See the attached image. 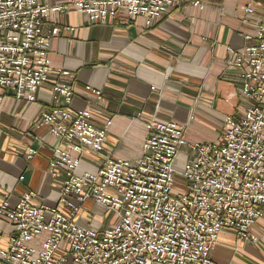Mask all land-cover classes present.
Here are the masks:
<instances>
[{
  "label": "built area",
  "instance_id": "1",
  "mask_svg": "<svg viewBox=\"0 0 264 264\" xmlns=\"http://www.w3.org/2000/svg\"><path fill=\"white\" fill-rule=\"evenodd\" d=\"M180 1L0 0V106L7 95L35 102L48 81L50 41L59 33L57 27L43 32L50 14L75 9L92 25L123 14L151 26ZM202 1L191 4L200 8ZM245 39L251 42L246 48L229 49L245 106L238 120L224 118L217 141L190 143L183 126L152 121L138 160L108 157L95 172H80L81 154L103 150L110 122L96 128L88 111H71L72 84L52 85V107L36 124L63 146L53 149L48 167L52 175L59 169L65 174L59 203L69 214L33 205L31 193L12 207L6 198L0 226L8 228L7 246L0 247V264H220L211 253L224 229L257 241L252 227L264 219V24ZM56 76L70 74L57 70ZM36 154L29 148L26 159ZM176 177L185 183L184 193L174 194ZM86 200L112 213L116 225L102 232L80 227L74 219Z\"/></svg>",
  "mask_w": 264,
  "mask_h": 264
},
{
  "label": "crops",
  "instance_id": "2",
  "mask_svg": "<svg viewBox=\"0 0 264 264\" xmlns=\"http://www.w3.org/2000/svg\"><path fill=\"white\" fill-rule=\"evenodd\" d=\"M72 1L76 0L49 3ZM193 1H180L151 26L143 17L127 19L123 14L92 25L75 9L48 16L44 34L59 29L50 41L48 81L35 102L7 95L0 106V206L7 198L12 207L31 193L33 205L69 214L59 203L65 174L59 169L52 175L48 167L53 149L63 146L47 127L36 124L52 107L55 83L72 84V112L88 111L99 129L110 122L103 150L83 149L80 172H95L108 157L138 160L146 125L152 121L174 122L184 127L188 142L209 144L220 138L225 117L238 120L245 104L229 49L240 51L251 43L245 37H254L264 24V0H203L200 8ZM57 70L70 77L56 76ZM29 148L37 154L26 159ZM74 220L100 232L117 222L92 200L81 205ZM0 230V246H7L8 228L1 225ZM252 233L257 241H244L235 231L224 229L212 259L220 264H264V219L256 221Z\"/></svg>",
  "mask_w": 264,
  "mask_h": 264
},
{
  "label": "rangeland",
  "instance_id": "3",
  "mask_svg": "<svg viewBox=\"0 0 264 264\" xmlns=\"http://www.w3.org/2000/svg\"><path fill=\"white\" fill-rule=\"evenodd\" d=\"M184 191H185V183L183 182V180L181 178L176 177L175 186H174V194H181V193H184ZM0 247L1 248H6V245H1ZM63 248L66 249V247H63ZM62 253L63 252H60V251L57 252L56 253V257L57 256H61Z\"/></svg>",
  "mask_w": 264,
  "mask_h": 264
}]
</instances>
